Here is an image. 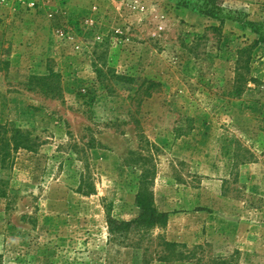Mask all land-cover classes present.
<instances>
[{"label": "rangeland", "instance_id": "rangeland-1", "mask_svg": "<svg viewBox=\"0 0 264 264\" xmlns=\"http://www.w3.org/2000/svg\"><path fill=\"white\" fill-rule=\"evenodd\" d=\"M33 1L0 3V123L33 146L0 157V264H264V43L232 93L264 0ZM143 169L167 223L114 239Z\"/></svg>", "mask_w": 264, "mask_h": 264}, {"label": "trees", "instance_id": "trees-1", "mask_svg": "<svg viewBox=\"0 0 264 264\" xmlns=\"http://www.w3.org/2000/svg\"><path fill=\"white\" fill-rule=\"evenodd\" d=\"M208 2L212 3L211 6H207L202 10V13L218 20L220 24H223L225 20L230 19L238 21V18L230 14H224L218 5L213 0ZM243 26L249 27L250 30L256 35V37L244 47L236 49V56L234 61V79L232 84V93L238 95L247 82L253 81L254 78L250 76V62L253 58V50L264 43V26L255 22H246ZM97 79L101 80L100 70L96 71ZM58 76L50 73L34 78L38 84L47 87L49 84H56L57 90L50 91L53 96H57L60 93L59 83L57 81ZM109 78H113L119 82H126L132 80L131 76H127L121 73H111ZM156 82L149 81L144 91L146 96L151 95L150 88L154 87ZM138 91V90H137ZM135 95V94H134ZM32 140L29 138V133L26 130L21 129L14 123L6 122L0 123V157L1 167L5 168L12 162V155L20 148H32ZM149 171L143 169L140 175L138 190L135 194V205L139 209V214L136 218L131 220H116L108 217L107 227L110 237L118 239V237L127 236L132 231H149L154 228L165 226L168 220V213L157 209L152 192L148 188ZM4 179L0 177V196L6 197L7 190L3 185ZM79 192H83L82 188H78ZM162 261H168L164 257H160ZM149 260L145 261L148 264ZM225 260H219L217 264H225Z\"/></svg>", "mask_w": 264, "mask_h": 264}, {"label": "built area", "instance_id": "built-area-1", "mask_svg": "<svg viewBox=\"0 0 264 264\" xmlns=\"http://www.w3.org/2000/svg\"><path fill=\"white\" fill-rule=\"evenodd\" d=\"M8 0H0V3H5L7 2ZM18 1L19 3H26L27 6L31 7V6H34L35 5V2L33 0H16Z\"/></svg>", "mask_w": 264, "mask_h": 264}]
</instances>
